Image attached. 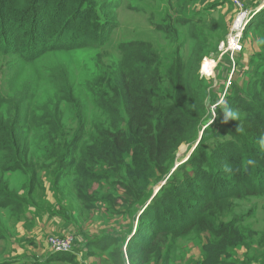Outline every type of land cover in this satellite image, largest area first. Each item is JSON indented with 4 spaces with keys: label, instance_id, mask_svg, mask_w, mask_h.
Returning <instances> with one entry per match:
<instances>
[{
    "label": "trees",
    "instance_id": "1",
    "mask_svg": "<svg viewBox=\"0 0 264 264\" xmlns=\"http://www.w3.org/2000/svg\"><path fill=\"white\" fill-rule=\"evenodd\" d=\"M185 2L179 0V5L183 6L181 11L185 10ZM119 6V2L110 0H0V64L3 65V57L16 55L25 66L35 70L33 77L24 76L15 82L14 75L3 81L0 73V82L5 83L9 91L8 95H3L0 90V208L9 209L18 217L28 206L44 210L36 197L40 190L29 134L31 127L39 125L33 87L41 80L53 83L56 95L80 117L82 102L74 94L66 65L58 63L44 69L37 62L45 55L64 50L102 48L118 26ZM175 21L183 24L188 19L178 17ZM253 26L264 35V9L252 17L248 27ZM119 48L125 56L123 67L113 71L128 117V131L102 132L82 156L84 160H101L108 167L118 169L123 155L131 153L132 167L128 176L141 193L158 172L169 173L181 143L197 140L206 112L207 86L197 76L195 59L184 62L178 50L171 66L165 69L164 57L146 42L120 43ZM263 57L264 53H259L252 59L251 79L245 87L237 85L224 103L238 113V119L225 121L221 109L213 122L219 129L211 135L204 133L193 151L196 153L178 166L182 174L165 182L167 186L163 185L156 199L140 213L126 247L130 264L173 263V248L192 232L208 235L201 241L204 253L199 264H235L226 259L232 258L230 249L242 245L245 239L235 220L223 222L221 219L233 199L264 192V144H261L264 140V70L259 74L257 66ZM165 78L167 81L161 84ZM42 111V117L48 119L43 125L52 133H58L62 120L60 105L55 103L51 109L44 106ZM82 134L83 127H80L75 138ZM58 137L51 135L48 140L54 144ZM209 137L225 139L207 146ZM72 144L56 145L50 151L51 159L60 163L64 149ZM76 169L80 178L89 176L79 164ZM12 172L27 177L23 193L16 194L11 188V179L5 175ZM52 183L55 185L54 179ZM49 211L61 215L52 209ZM64 218L72 222L68 216ZM0 226V238H4L5 227L1 222ZM89 239L91 245L101 249L116 243L107 235ZM54 254L59 260L69 255ZM119 254L120 257L118 252H109L117 264H123V252ZM73 259V255L67 257V260Z\"/></svg>",
    "mask_w": 264,
    "mask_h": 264
},
{
    "label": "rangeland",
    "instance_id": "2",
    "mask_svg": "<svg viewBox=\"0 0 264 264\" xmlns=\"http://www.w3.org/2000/svg\"><path fill=\"white\" fill-rule=\"evenodd\" d=\"M110 1L119 2L120 6L117 10L118 26L113 29L107 44L102 48L91 47L55 52L53 55H45L37 62V65L44 69L58 63L66 65L73 83L74 94L82 102L80 117L74 108L62 102L59 96L56 95L53 83L49 84L47 81L41 80L37 87H33L32 98L34 107L38 108L35 113L38 114L37 122L39 125L31 127L29 134L31 155L37 167L36 183L43 199L39 207L44 210L47 209L48 212H51L49 209H52L53 212L60 213L64 217L68 216L80 228L79 231L83 237L79 234L75 236L74 248L76 252L67 255L66 259L63 258L64 260H59L55 256L56 254L50 252L45 245L46 252L43 254L44 256H36L33 253L28 254L27 250L21 251L20 249H18L20 252L6 256V254H9V249L13 248L14 241L9 238L6 241V238L1 237L0 264H94V261L92 263L89 261L90 256L95 258L97 264H117L115 258L113 259L109 255L111 251L118 252V256L120 255L119 252H123L125 257L123 264H130L126 247L129 237L138 224L140 213L152 199H156L155 196L158 191L167 186L164 185L165 182L171 180L174 175L179 176L182 174L178 166L188 161L196 153V151L194 153L193 151L204 133L207 132L208 135H211L219 129L218 125L214 126L213 123L208 126L210 123L207 122L213 118V112L215 111L218 115L225 104L217 109L212 107L209 111L210 106L216 103V100H211L207 104L201 122V125L207 124L205 132L201 130L203 126H200L199 136L195 142L181 143L176 151L169 173L162 175L158 172L151 180L148 188L141 193H139L135 182L128 176V171L132 167L131 153L123 155L122 163L118 169L108 167L101 160L83 159L82 154L88 151L89 146L94 142V138L99 137L102 132H108L109 134L117 132L119 129L128 131V117L120 93L117 90L116 73L113 71L114 68L123 67L125 56L124 52L120 51V43L146 42L160 57H165L166 61H172L173 52L177 50L185 60L188 56L194 58L195 54L198 59L201 54L215 50L216 47V40L201 45L202 39L206 36L201 28L195 27L191 32L190 29H192L193 23L200 19L198 14L193 15V1L185 0L186 2L183 4L184 11L180 9L183 6L179 5V0ZM184 16L194 18L189 23L185 22L187 23L185 24L186 28H182L181 25L183 24L175 21L178 17ZM192 37L193 40L189 46L180 44L184 38L189 40ZM246 60L247 57L245 56ZM257 66L258 72L261 74L264 70V57L257 62ZM164 68L166 69L165 66ZM34 71L32 67L25 66L16 55L3 57V65L0 64L3 81H7L11 75H14L13 82L23 79L24 76L29 79L34 76ZM200 71L197 76L199 75V79L205 83V80L200 78ZM165 81H167L166 78L162 79L161 84H164ZM0 85L2 94L8 95L9 91L6 84L1 81ZM236 86L232 84L231 94L235 92ZM55 103L60 105L62 112L58 133H52L47 125H43V122L48 119L42 117L44 113L42 107L45 106L51 109ZM216 117L212 122L215 121ZM212 125L214 127L210 128ZM80 127H83V134L81 137L75 138ZM51 135L59 136L55 139L54 144L48 140ZM206 139L208 140L206 141L208 146L223 141L225 137L218 139L209 137ZM63 142L66 143L65 147L72 142L73 144L68 149H64L65 154L60 159L62 161L57 163L51 159L52 153L50 151L57 147L56 145H62ZM78 164L79 168H82L89 176L86 175L85 178H80L76 169ZM188 168L190 169L191 166ZM5 176L11 179V188L16 194L25 189L24 184L27 177L22 173L12 172ZM41 176H46L50 181L54 179L56 185L53 184L55 200L52 198L50 189L47 190L48 187H45ZM229 208L227 212H223L224 216L221 221L235 220L245 241L242 245L232 247L230 249L232 258L226 260L234 261L235 264H263L264 192L241 199H233ZM16 217L13 211L0 208V222L2 227L4 225L8 235H17L14 224ZM206 234L192 232L189 236L184 237L181 252L183 253V250L189 251L190 243H200L204 236H208ZM101 235L114 238L116 243L105 249L97 248L89 243V238ZM20 240L21 238L18 239V241ZM103 252L106 253V256L103 255ZM81 253L82 259H78L77 255ZM70 255L74 256L72 261L67 260ZM85 259L87 262H85ZM169 264H177V260L174 258L173 263L170 261Z\"/></svg>",
    "mask_w": 264,
    "mask_h": 264
},
{
    "label": "crops",
    "instance_id": "3",
    "mask_svg": "<svg viewBox=\"0 0 264 264\" xmlns=\"http://www.w3.org/2000/svg\"><path fill=\"white\" fill-rule=\"evenodd\" d=\"M243 1L246 6L251 9L255 8L257 12L264 9V0ZM192 7L193 15L196 16L198 14L200 19L199 21L193 23L192 29H190L191 32H193L195 27H199L206 33V36L202 39L201 45L203 43L208 44L216 40L215 50L201 54L198 59L196 58V54L193 56L195 58L197 74H199V71L201 70V62L204 58L214 61L211 74L201 73L200 71V78L205 80L207 86L205 100L206 109L209 101L216 100V103L208 109L210 111L212 107L217 109L225 103V97L231 93L232 84L245 87V84L249 82L251 79V72L253 71L251 66L252 59L257 56V54L264 53V35L257 30L256 26L249 28L248 26L250 25V21L247 26L248 28H246L243 33L237 50H231L228 48L220 49L219 44L229 33L231 24L238 10L235 2L233 0H193ZM187 19V23H189L194 18L191 17ZM187 23H183L181 27L186 28L185 24ZM192 40L193 37L189 40L184 38L183 42H180V44H187L189 46ZM175 52H173L172 61H166V58L164 57L163 64L166 69L171 66ZM245 56L247 57L246 61ZM189 58L190 57L188 56L184 60L182 57L184 62H186ZM219 100H221V102H219ZM212 120L213 118L207 122L210 123L208 126L213 124ZM201 126H203L201 130L205 132L207 124ZM41 179L43 180L45 187H48L47 190L50 189L52 192V198L55 200L52 181H50L46 176H41ZM23 192L24 190L21 191V193ZM41 195L42 194H40L39 191V195L36 196L40 201L43 200ZM25 210V213L21 217L17 216L14 221L17 235H8L5 231L4 238H6V241H8V238L14 241L12 245L13 248L11 250L9 249V254H6V256L20 252L18 249L21 251L27 250L28 254L33 253L36 254V256H44L43 254L46 252V247L50 251L48 247V237L51 234H70L73 236L79 234L83 237L82 233L79 231L80 228L75 223L68 222L61 215L51 214L46 210H39L33 206H28ZM19 238H21L20 241H18ZM44 245L46 247H44ZM182 245H184V243L181 239L172 250V256L177 260V264H199V260H201L204 253L202 248L203 243H190V250H183V253L181 252ZM75 252L76 249L69 254H73ZM105 254L106 253L103 252V255ZM82 257V253L77 255L78 259H82ZM94 259V257H89V261H91V263L94 261V264H97V261ZM85 262H87L86 259Z\"/></svg>",
    "mask_w": 264,
    "mask_h": 264
},
{
    "label": "built area",
    "instance_id": "4",
    "mask_svg": "<svg viewBox=\"0 0 264 264\" xmlns=\"http://www.w3.org/2000/svg\"><path fill=\"white\" fill-rule=\"evenodd\" d=\"M238 7L231 28L226 38L220 42V49L237 50L240 40L246 30L252 17L256 14L255 8L251 9L244 3L243 0H233ZM214 61L204 58L201 64V71L205 74H211ZM75 236L51 234L48 237V247L52 253H70L74 251Z\"/></svg>",
    "mask_w": 264,
    "mask_h": 264
},
{
    "label": "clouds",
    "instance_id": "5",
    "mask_svg": "<svg viewBox=\"0 0 264 264\" xmlns=\"http://www.w3.org/2000/svg\"><path fill=\"white\" fill-rule=\"evenodd\" d=\"M223 113H224V119L225 121L229 120V119H238V113L236 111H233L232 109H230L229 107H227L226 105L222 108ZM213 119L216 117V113L213 112ZM261 144H264V140L261 141Z\"/></svg>",
    "mask_w": 264,
    "mask_h": 264
}]
</instances>
